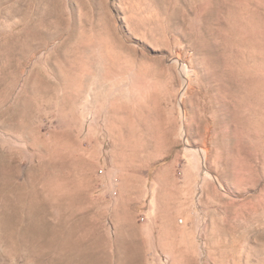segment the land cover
Masks as SVG:
<instances>
[{"label": "rangeland", "instance_id": "374dc122", "mask_svg": "<svg viewBox=\"0 0 264 264\" xmlns=\"http://www.w3.org/2000/svg\"><path fill=\"white\" fill-rule=\"evenodd\" d=\"M30 226L95 264H264V0H0V264L57 258Z\"/></svg>", "mask_w": 264, "mask_h": 264}, {"label": "bare ground", "instance_id": "6f19581e", "mask_svg": "<svg viewBox=\"0 0 264 264\" xmlns=\"http://www.w3.org/2000/svg\"><path fill=\"white\" fill-rule=\"evenodd\" d=\"M13 8V7H11ZM15 8V6H14ZM14 10V9H13ZM15 11H13L14 13ZM11 14V13H10ZM6 15V14H5ZM9 16V15H7ZM10 17V16H9ZM25 20H23L21 22L22 25L24 24ZM16 27L13 26L12 29ZM7 30V29H6ZM21 42V49L19 50L20 54H27L31 51H33V46H31V44L29 43V36H25L24 39ZM13 43V42H12ZM15 50V49H14ZM18 51V50H17ZM12 52V51H11ZM18 53V54H19ZM16 54V53H15ZM19 54V55H20ZM25 56V55H24ZM112 68H114V65L111 66ZM115 70V69H114ZM60 179V178H59ZM45 189L49 192L54 194H57L56 196H54L52 198L53 205H55V207L61 209L63 206L61 204V200L62 202L65 200L66 198V194H65V184H61L58 183V178H50V180L48 179L45 183H44ZM51 197V196H50ZM50 200V199H49ZM51 204V203H50ZM38 224V223H37ZM32 226V224H31ZM29 229H27L25 231V236H27L30 241L28 245H27V251L30 252L32 255L34 256H38L39 258H42L43 256L49 254L50 253H55L57 255V258L50 259L48 261V264H95V260L96 263L97 259L94 258V256L92 255V253H90L88 256H82V253L80 250L77 249H67L66 246V241L65 238H67V234L63 237L61 234V230L57 229L54 230L52 232V236H53V242L50 243H43V242H38L39 240H41L44 236V231L42 229H37L35 227H31ZM34 226V224H33ZM64 229V228H63ZM73 232H69V236L72 235ZM61 237L64 238V241L60 240ZM37 241V245L35 244L34 241ZM96 244V243H95ZM94 244V246H95ZM90 245V244H89ZM98 245V244H97ZM92 245H90L91 247ZM25 247V246H24ZM94 248V247H93ZM91 249V248H90ZM95 249V248H94ZM97 250V249H96ZM103 251V250H102ZM95 252V251H93ZM97 252V251H96ZM95 252V253H96ZM122 252V251H121ZM119 252V253H121ZM128 254V253H127ZM99 255V254H98ZM125 255V254H124ZM129 255V254H128ZM100 256V255H99ZM121 256V255H120ZM126 256V255H125ZM110 257V256H109ZM127 257V256H126ZM127 259V258H126ZM100 260V259H99ZM117 260V258H116ZM103 261V259H102ZM107 261V260H106ZM104 260V263L106 262ZM112 261V259H111ZM128 261V260H127ZM108 262V261H107ZM117 262V261H116ZM125 262V261H124ZM100 264V262H99ZM113 264V262L111 263Z\"/></svg>", "mask_w": 264, "mask_h": 264}]
</instances>
